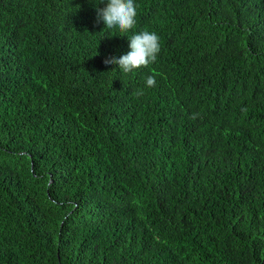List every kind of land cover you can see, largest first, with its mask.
<instances>
[{
    "label": "trees",
    "instance_id": "1",
    "mask_svg": "<svg viewBox=\"0 0 264 264\" xmlns=\"http://www.w3.org/2000/svg\"><path fill=\"white\" fill-rule=\"evenodd\" d=\"M134 2L0 0V264H264V0Z\"/></svg>",
    "mask_w": 264,
    "mask_h": 264
},
{
    "label": "clouds",
    "instance_id": "2",
    "mask_svg": "<svg viewBox=\"0 0 264 264\" xmlns=\"http://www.w3.org/2000/svg\"><path fill=\"white\" fill-rule=\"evenodd\" d=\"M105 2V0H103ZM137 6L134 0H106V6L97 9V22L102 21L107 29H115L120 33H127L136 26ZM129 39V51L117 57H107L105 65H115L125 74L132 73L141 67H148L157 60L160 53V37L152 31L144 30L133 34ZM156 84L155 76L146 77V86L151 88ZM136 95H142L138 90ZM199 114H193L196 119Z\"/></svg>",
    "mask_w": 264,
    "mask_h": 264
}]
</instances>
